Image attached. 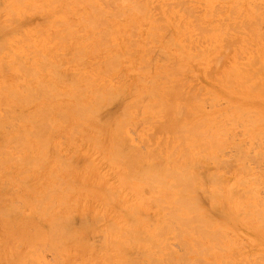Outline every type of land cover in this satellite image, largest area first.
Here are the masks:
<instances>
[{
	"label": "rangeland",
	"instance_id": "1",
	"mask_svg": "<svg viewBox=\"0 0 264 264\" xmlns=\"http://www.w3.org/2000/svg\"><path fill=\"white\" fill-rule=\"evenodd\" d=\"M75 1L0 0V50H2L0 51V211L6 210V213L0 212V264H155L153 262L161 264L166 258L168 262H163L164 264H204V261L207 264L214 262V264H223L222 261H225L224 264L229 262L254 264L257 260L255 264H259L260 260L263 262L260 264H264V0L263 2L260 0H129L130 4L128 0ZM133 2L139 11H136ZM118 12L123 13L122 18L119 17L121 14L119 15ZM115 14L119 15V19L117 15L112 16ZM162 19L163 21L160 22ZM170 34L172 39L169 37ZM94 46L96 49L93 50ZM44 56L46 64L45 61L42 63ZM115 61H118V64ZM108 70L113 71L108 72ZM52 72L57 76L60 75L61 78L54 76ZM218 73L220 74L217 75ZM37 81L41 82L40 85ZM22 85L30 91L25 92L26 88ZM72 86L76 89L72 90ZM41 87L47 90L46 93ZM49 88L61 92L58 95ZM37 92H43V95ZM63 94L65 97H62ZM29 95L31 97L33 95L34 99L37 95L38 97L41 95L42 98L37 97L38 100L35 101L31 98L33 102L27 99ZM80 95L84 96L80 98ZM99 95L101 97H98ZM164 102L165 104H162ZM170 105L174 107L173 110ZM82 106L84 108H81ZM39 110L42 112L39 113ZM161 110L163 114L160 113ZM92 112L96 113L92 114ZM32 113L38 115V118ZM121 121L124 123L122 124ZM114 124L115 126L119 124L118 128L122 124V129L114 128ZM183 127L189 132H185ZM223 131L226 133H222ZM214 135L215 140L212 142ZM21 143L25 146H21ZM96 143L99 146H96ZM115 143L118 148L120 147L119 149ZM212 147L215 149L213 150ZM219 147L222 149L220 150ZM130 154H134L136 160L132 157L134 155ZM216 156H220L219 159L216 160ZM121 158L123 160H120ZM131 164L135 167L130 166ZM159 164L164 167H159ZM187 167L189 169H186ZM151 168L154 171H151ZM142 170L144 173L141 172ZM155 170H159L161 174ZM173 173L186 179L185 182L187 181L188 184L185 183V186L182 182L185 187L179 186L184 180L176 174L172 175ZM144 174L147 177L143 178ZM156 174L158 179L166 178L165 182L168 186L164 185L161 179H156L157 182L153 179L152 182L150 178L152 179L154 177L152 175ZM175 176L178 177L177 182ZM257 176H260V179ZM210 177L213 181L216 178L215 181L212 182ZM176 183L179 189L176 188ZM170 186L175 189L169 188ZM186 194L189 196L185 197ZM180 195H185L181 196L184 204L180 200L176 201L181 199ZM40 199L43 200L40 202ZM156 199L163 201L159 203ZM49 207L50 209H47ZM254 213L257 215L260 213L259 217L262 215V219L259 220ZM195 215L199 216L198 221L201 219L200 223ZM53 219H56L55 223ZM159 221H162L163 225ZM175 221L178 223H176L177 227ZM186 221L191 225L188 226ZM201 221L207 222H203L200 226ZM51 223L55 226L53 227ZM160 227L164 230L162 228L160 230ZM203 227L205 230H202ZM64 229L71 230L66 233ZM170 229L173 231L171 232ZM159 230L160 234L168 230L166 233L168 235H160ZM212 231H215L217 236ZM64 233L70 234L67 237ZM72 233L77 237L72 236ZM180 233L182 236H179ZM221 233L223 237L220 236ZM157 234L163 238L160 239ZM62 236L69 241L62 239ZM201 236L206 238L202 239ZM214 236L217 238H213ZM57 241L60 245L56 244ZM62 242L64 244L61 246ZM129 242L133 244L132 247ZM210 242H213L212 246ZM53 243L55 244L52 245ZM214 244L222 250H218L216 246L213 248ZM184 246H187L185 249L187 251L184 250ZM178 255L183 257L180 258Z\"/></svg>",
	"mask_w": 264,
	"mask_h": 264
},
{
	"label": "bare ground",
	"instance_id": "2",
	"mask_svg": "<svg viewBox=\"0 0 264 264\" xmlns=\"http://www.w3.org/2000/svg\"><path fill=\"white\" fill-rule=\"evenodd\" d=\"M52 1H53V0H52ZM77 1H79V0H76L75 2H77ZM80 1H81V0H80ZM101 1H103V0H101ZM104 1H105V0H104ZM120 1H121V0H120ZM122 1H123V0H122ZM130 1H131V0H130ZM130 1L128 0L129 4H130ZM135 1H136V0H135ZM135 1H134V2H135ZM143 1H144V0H143ZM260 1H262V0H260ZM90 2H91V1H90ZM106 2H107V1H106ZM111 2H112V1H111ZM114 2H116V1H114ZM134 2H133V5H134ZM160 2H161V1H160ZM187 2H188V1H187ZM187 2H186V3H187ZM256 2H257V1H256ZM262 2H263V1H262ZM107 3H108V2H107ZM122 3H123V2H122ZM136 3H137V2H136ZM143 3H144V2H143ZM146 3H147V2H146ZM157 3H158V2H157ZM207 3H208V2H207ZM234 3H235V2H234ZM254 3H255V2H254ZM254 3H253V4H254ZM110 4H111V3H110ZM112 4H113V3H112ZM114 4H115V3H114ZM124 4H125V2H124ZM124 4H123V5H124ZM147 4H148V3H147ZM149 4H150V3H149ZM152 4H153V3H152ZM166 4H167V3H166ZM196 4H197V3H196ZM204 4H205V3H204ZM241 4H242V3H240V5H241ZM103 5H104V4H103ZM144 5H146V4L144 3ZM209 5H210V4H209ZM218 5H219V4H218ZM257 5H258V4H257ZM49 6H50V5H49ZM107 6H109V5H107ZM147 6H148V5H147ZM206 6H207V5H206ZM224 6H225V5H224ZM237 6H238V5H237ZM1 7H2V6H1ZM33 7H34V6H33ZM134 7H135L136 11H137V10L139 11V9H137L135 5H134ZM137 7H138V5H137ZM215 7H216V6H215ZM246 7H247V6H246ZM257 7H258V6H257ZM107 8H108V7H107ZM109 8H110V7H109ZM113 8H114V7H113ZM117 8H118V7H117ZM117 8H116V9H117ZM119 8H120V7H119ZM142 8H143V7H142ZM144 8H145V6H144ZM231 8H232V7H231ZM255 8H256V7H255ZM123 9H124V8H123ZM123 9H122V10H123ZM132 9H133V8H132ZM154 9H155V8H154ZM154 9H152V10H154ZM194 9H195V8H194ZM223 9H224V8H223ZM223 9H221V10H223ZM257 9H258V8H257ZM257 9H256V10H257ZM261 9H262V8H261ZM25 10H26V9H25ZM38 10H39V9H38ZM119 10H120V9H119ZM126 10H127V9H126ZM142 10H143V9H142ZM145 10H146V9H144L143 11H145ZM148 10H149V8H148ZM187 10H188V9H187ZM187 10H186V11H187ZM196 10H197V9H196ZM218 10H220V8H219ZM218 10H217V11H218ZM112 11H113V10H112ZM150 11H151V10H150ZM262 11H263V10H262ZM95 12H96V10H95ZM97 12H98V11H97ZM101 12H102V11H101ZM104 12H105V11L103 10V13H104ZM121 12H122V11H121ZM121 12H120V13L118 12V14L120 15ZM153 12H154V11H153ZM193 12H194V11H193ZM193 12H192V13H193ZM201 12H202V11H201ZM201 12H200V13H201ZM229 12H230V10H229ZM241 12H242V11H241ZM106 13H107V12H106ZM106 13H105V14H106ZM111 13H112V12H111ZM113 13H114V12H113ZM113 13H112V14H113ZM143 13H144V12H143ZM147 13H148V12H147ZM158 13H159V12H158ZM174 13H175V12H174ZM190 13H191V12H190ZM190 13H189V14H190ZM243 13H244V12H243ZM243 13H242V14H243ZM256 13H257V12H256ZM11 14H12V12H11ZM96 14H97V13H96ZM98 14H99V12H98ZM108 14H109V13H108ZM122 14H123V13H122ZM122 14H121V16H119V15H117V14L112 15V16L116 17V15H117V18H118V16H119L120 18H122ZM139 14H141V13H139ZM150 14H151V13H150ZM152 14H153V13H152ZM222 14H223V13H222ZM13 15H14V14H13ZM103 15H104V14H103ZM187 15H188V14H187ZM235 15H236V14H235ZM108 16H109V15H108ZM150 16H153V15H150ZM159 16H161V15H159ZM261 16H262V15H261ZM101 17H102V16H101ZM153 17H154V16H153ZM161 17H162V16H161ZM238 17H239V16H238ZM241 17H242V16H241ZM108 18H109V17H108ZM150 18H152V17H150ZM191 18H192V17H191ZM197 18H198V17H197ZM199 18H200V17H199ZM227 18H228V17H227ZM243 18H244V17H243ZM258 18H259V16H258ZM100 19H101V18H100ZM118 19H119V18H118ZM194 19H195V17H194ZM210 19H211V18H210ZM232 19H234V18H232ZM93 20H94V19H93ZM157 20H158V19H157ZM175 20H176V18H175ZM224 20H225V19H224ZM224 20H223V21H224ZM257 20H258V19H257ZM68 21H69V20H68ZM83 21H86V20H83ZM87 21L90 22V20H87ZM119 21H120V20H119ZM158 21H159V20H158ZM162 21H163V19H162L160 22H162ZM99 22H100V20H99ZM99 22H97V23H99ZM154 22H155V21H154ZM154 22H153V23H154ZM181 22H182V21H181ZM203 22H204V21H203ZM259 22H260V21H259ZM57 23L59 24V22H57ZM57 23H56V24H57ZM61 23H63V22H61ZM61 23H60V24H61ZM132 23H134V22L132 21ZM224 23H225V21H224ZM238 23H239V22H238ZM88 24H89V23H88ZM95 24H96V23H95ZM172 24H173V23H172ZM210 24H211V23H210ZM219 24H220V23H219ZM222 24H223V23H222ZM98 25H99V24H98ZM101 25H102V24H101ZM106 25H107V24H106ZM158 25H159V24H158ZM228 25H229V24H228ZM235 25H236V24H235ZM243 25H244V24H243ZM9 26H10V25H9ZM9 26H8V27H9ZM76 26H77V25H76ZM241 26H242V25H241ZM131 27H133V26H131ZM165 27H166V26H165ZM182 27H183V26H182ZM200 27H201V26H200ZM224 27H225V26H224ZM6 28H7V27H6ZM83 28H84V27H83ZM158 28H159V27H158ZM205 28H206V27H205ZM245 28H246V27H245ZM1 29H2V28H1ZM31 29H32V28H31ZM97 29H98V28H97ZM101 29H102V28H101ZM253 29H254V27H253ZM108 30H109V28H108ZM131 30H132V29H131ZM136 30H137V29H136ZM217 30H218V29H217ZM242 30H243V29H242ZM246 30H247V29H246ZM105 31H106V30H105ZM105 31H104V32H105ZM154 31H155V29H154ZM162 31H163V29H162ZM166 31H167V30H166ZM197 31H198V30H197ZM228 31H229V30H228ZM80 32H81V31H80ZM91 32H92V31H91ZM106 32H107V31H106ZM155 32H156V31H155ZM175 33H176V32H175ZM202 33H203V32H202ZM209 33H210V31H209ZM153 34H155V33H153ZM236 34H237V33H236ZM245 34H246V33H245ZM176 35H177V33H176ZM185 35H186V34H185ZM187 35H188V34H187ZM196 35H197V34H196ZM241 35H242V34H241ZM241 35H240V36H241ZM253 35H254V34H253ZM253 35H252V36H253ZM76 36H77V35H76ZM162 36H164V35H162ZM242 36H243V35H242ZM250 36H251V35H250ZM11 37H12V36H11ZM58 37H59V34H58ZM136 37H137V36H136ZM154 37H155V36H154ZM165 37H166V36H165ZM169 37H171V34H170ZM199 37H200V36H199ZM260 37H261V36H260ZM9 38H10V37H9ZM14 38H15V37H14ZM52 38H53V37H52ZM132 38H133V37H132ZM227 38H229V37H227ZM133 39H134V38H133ZM153 39H154V38H153ZM171 39H172V37H171ZM29 40H30V39H29ZM200 40H201V39H200ZM206 40H207V39H206ZM1 41H2V40H1ZM6 41H8V40H6ZM62 41H63V40H62ZM170 41H171V40H170ZM195 41H196V40H195ZM243 41H244V40H243ZM249 41H250V40H249ZM108 42H109V41H108ZM172 42H173V41H172ZM185 42H186V41H185ZM192 42H193V41H192ZM233 42H234V41H233ZM236 42H237V41H236ZM245 42H246V41H245ZM17 43H18V42H17ZM31 43H32V42H31ZM65 43H66V42H65ZM67 43H68V41H67ZM94 43H95V42H94ZM136 43H137V42H136ZM225 43H226V42H225ZM231 43H232V42H231ZM80 44H81V43H80ZM165 44H168V43H165ZM165 44H164V45H165ZM233 44H234V43H233ZM246 44H247V43H246ZM256 44H257V43H256ZM6 45H7V44H6ZM94 45H95V44H94ZM228 45H229V44H228ZM247 45H248V44H247ZM54 46H55V45H54ZM112 46H113V45H112ZM252 46H253V45H252ZM1 47H4V46L1 45ZM101 47H102V46H101ZM108 47H109V46H108ZM176 47H177V46H176ZM188 47H189V46H188ZM192 47H193V46H192ZM205 47H206V46H205ZM223 47H224V46H223ZM248 47H249V46H248ZM29 48H30V47H29ZM31 48H32V47H31ZM34 48H35V47H34ZM56 48H57V47H56ZM63 48H64V47H63ZM63 48H61V49H63ZM87 48H88V47H87ZM185 48H186V47H185ZM207 48H208V47H207ZM207 48H206V49H207ZM225 48L227 49V47H225ZM231 48H232V47H231ZM20 49H21V48H20ZM26 49H27V48H26ZM48 49H49V47H48ZM48 49H47V50H48ZM59 49H60V48H59ZM59 49H58V50H59ZM94 49H96L95 46L93 47V50H94ZM187 49H188V48H187ZM196 49H197V48H196ZM196 49H195V50H196ZM223 49H224V48H223ZM229 49H230V48H229ZM50 50H51V48H50ZM80 50H81V49H80ZM190 50H192V49H190ZM198 50H199V49H198ZM237 50H238V49H237ZM0 51L2 52V50H0ZM38 51H39V50H38ZM38 51H37V52H38ZM81 51H82V50H81ZM161 51H164V50H161ZM203 51H204V50H203ZM238 51H239V50H238ZM33 52H35V51H33ZM75 52H76V51H75ZM127 52H128V51H127ZM226 52H227V51H226ZM35 53H36V52H35ZM40 53H41V52H40ZM76 53H82V52H76ZM87 53H88V52H87ZM93 53H94V52H93ZM95 53H96V52H95ZM109 53H111V52H109ZM112 53H114V52H112ZM227 53H228V52H227ZM261 53H262V52H261ZM0 54H1V53H0ZM26 54H27V53H26ZM32 54H33V53H32ZM65 54H66V53H65ZM47 55H48V54H47ZM63 55H64V54H63ZM75 55H76V54H75ZM81 55H82V54H81ZM145 55H146V54H145ZM145 55H144V56H145ZM227 55H228V54H227ZM7 56H8V55H7ZM15 56H16V54H15ZM15 56H14V57H15ZM26 56L28 57V56H30V55H26ZM67 56H69V55H67ZM73 56H74V55H73ZM165 56H166V54H165ZM193 56H194V55H193ZM257 56H258V55H257ZM16 57H17V56H16ZM41 57H42V54H41ZM199 57H200V56H199ZM250 57H251V56H250ZM20 58H21V57H20ZM80 58H81V57H80ZM80 58H79V59H80ZM99 58H100V57H99ZM144 58H145V57H144ZM167 58H168V57H167ZM188 58H189V57H188ZM223 58H224V57H223ZM223 58H222V60H224ZM255 58H256V57H254V59H255ZM26 59H27V58H26ZM44 59H45V56L43 57V61H42V63L45 61L44 63L46 64V60H44ZM113 59L115 60V58H113ZM199 59H200V58H199ZM218 59H219V58H218ZM225 59H226V58H225ZM13 60H14V59H13ZM142 60H143V59H142ZM238 60H239V59H238ZM248 60H249V59H248ZM50 61H51V60H50ZM50 61H48V62L50 63ZM143 61H144V60H143ZM154 61H155V60H154ZM166 61H167V59L165 60V62H166ZM174 61H175V60H174ZM220 61H221V59H220ZM241 61H242V60H241ZM255 61H256V60H255ZM16 62H17V61H16ZM48 62H47V63H48ZM71 62H72V61H71ZM78 62H79V61H78ZM106 62H107V61H106ZM115 62H116V61H115ZM161 62H163V61H161ZM211 62H212V61H211ZM246 62H247V61H246ZM246 62H245V64H247ZM250 62H251V61H250ZM32 63H33V62H32ZM49 63H48V64H49ZM99 63H100V62H98V64H99ZM109 63H110V62H109ZM116 63L118 64V61H117ZM201 63H202V62H201ZM224 63H226V62H224ZM224 63H223V64H224ZM7 64H9V63H7ZM14 64H15V62H14ZM40 64H41V63H40ZM52 64H53V63H52ZM147 64H148V63H147ZM149 64H150V63H149ZM226 64H227V63H226ZM233 64H234V63H233ZM248 64H249V63H248ZM251 64H252V63H251ZM5 65H6V64H5ZM36 65H37V64H36ZM42 65H43V64H42ZM53 65H54V64H53ZM105 65H106V64H105ZM114 65H115V63H114ZM243 65H244V64H243ZM19 66L21 67L22 64H20ZM34 66H35V65H34ZM43 66H44V65H43ZM47 66L49 67V65H47ZM106 66H107V65H106ZM115 66H116V65H115ZM166 66H167V65H166ZM184 66H185V65H184ZM223 66H224V65H223ZM223 66H222V67H223ZM256 66H257V65H256ZM39 67L41 68L42 66H39ZM39 67H38V68H39ZM51 67L54 68V66H51ZM91 67H92V66H91ZM95 67H96V66H95ZM104 67H105V66H104ZM110 67H111V66H110ZM117 67H118V66H117ZM117 67H116V68H117ZM251 67H252V66H251ZM259 67H260V66H259ZM40 68H39V69H40ZM45 68H47V67L45 66ZM96 68H97V67H96ZM111 68H112V67H111ZM229 68H230V67H229ZM240 68H241V67H240ZM19 69H20V68H19ZM23 69H25V67H24ZM30 69H31V68H30ZM57 69H59V68H57ZM84 69H85V68H84ZM114 69H115V68H114ZM242 69H243V68H242ZM77 70H78V69H77ZM91 70H92V69H91ZM115 70H116V69H115ZM141 70H142V69H141ZM145 70H146V68H145ZM157 70H158V69H157ZM219 70H220V69H219ZM26 71H27V70H26ZM28 71H29V70H28ZM41 71H42V69H41ZM53 71H54V70H53ZM101 71H102V70H101ZM112 71H113V70H112ZM112 71H109V70H108V72H112ZM142 71H143V70H142ZM176 71H177V69H176ZM176 71H174V72H176ZM190 71H191V70H190ZM7 72H8V71H7ZM7 72H6V73H7ZM23 72H24V71H23ZM29 72H30V71H29ZM57 72H58V71H57ZM104 72H106V71L104 70ZM145 72H146V71H145ZM166 72H167V71H166ZM240 72H241V71H240ZM242 72H243V71H242ZM247 72H248V71H247ZM251 72H252V71H251ZM262 72H263V71H262ZM24 73H25V72H24ZM26 73H27V72H26ZM30 73H31V72H30ZM52 73L54 74V72H52ZM99 73H100V72H99ZM102 73H103V72H102ZM106 73H107V72H106ZM106 73H104V74L106 75ZM142 73H143V72H142ZM182 73H183V72H182ZM212 73H213V72H212ZM245 73H246V72H245ZM34 74H35V72H34ZM36 74H37V73H36ZM59 74H60V73H59ZM100 74H101V73H100ZM104 74H102V75H104ZM167 74H168V72H167ZM206 74H207V73H206ZM208 74H209V73H208ZM219 74H220V73H218L217 75H219ZM243 74H244V73H243ZM248 74H249V73H248ZM253 74H254V73H253ZM30 75H31V74H30ZM30 75H29V76H30ZM32 75H33V74H32ZM55 75H56V74H54V76H55ZM72 75H73V74H72ZM107 75H108V74H107ZM110 75H111V74H110ZM164 75H165V73H164ZM27 76H28V74H27ZM54 76H53V78H54ZM56 76H57V75H56ZM59 76H60V75H59ZM59 76H57V77H59ZM74 76H75V73H74ZM77 76H78V75H77ZM119 76H121V75H119ZM156 76H157V75H156ZM221 76H222V75H221ZM243 76H244V75H243ZM246 76H247V75H246ZM250 76H251V75H250ZM256 76H257V75H256ZM262 76H263V75H262ZM31 77H33V76H31ZM36 77H38V75H36ZM45 77H46V76H45ZM89 77H90V76H89ZM237 77H239V76H237ZM237 77H236V78H237ZM34 78H35V76H34ZM60 78H61V76H60ZM87 78H88V77H87ZM121 78H122V77H121ZM154 78H155V77H154ZM159 78H160V77H159ZM161 78H162V77H161ZM210 78H211V77H210ZM228 78H229V77H228ZM43 79H44V77H43ZM58 79H59V78H58ZM62 79H64V78H62ZM76 79H77V78H76ZM80 79H81V78H80ZM89 79H90V78H89ZM89 79H88V80H89ZM119 79H120V78H119ZM122 79H123V78H122ZM139 79H142V78H139ZM163 79H164V78H163ZM166 79H167V78H166ZM251 79H252V78H251ZM33 80H34V79H31V81H33ZM98 80H100V79H98ZM142 80H143V79H142ZM142 80H141V81H142ZM151 80H152V79H151ZM179 80H180V79H179ZM223 80H224V79H223ZM226 80H227V79H226ZM31 81H30L29 83H31ZM35 81H36V80H35ZM56 81H57V80H56ZM58 81H59V80H58ZM74 81H75V80H74ZM81 81H82V80H81ZM95 81H96V80H95ZM123 81H124V80H123ZM123 81H122V82H123ZM125 81H126V80H125ZM216 81H217V83H218V80H216ZM245 81H246V80H245ZM245 81H244V82H245ZM259 81H260V80H259ZM37 82H38V81H37ZM44 82H45V81H44ZM86 82H87V81H86ZM138 82H139V81H138ZM142 82H143V81H142ZM151 82H152V81H151ZM168 82H169V81H168ZM223 82H224V81H223ZM231 82H232V81H231ZM249 82H250V81H249ZM249 82H247V83H249ZM40 83H41V82L39 81L38 84L40 85ZM46 83H48V82H46ZM58 83H59V82H58ZM81 83H82V82H81ZM84 83H85V82H84ZM145 83H146V82H145ZM176 83H177V82H176ZM227 83H228V82H227ZM51 84H52V83H51ZM70 84H71V82H70ZM73 84H74V83H73ZM75 84H76V83H75ZM125 84H126V83H125ZM151 84H152V83H151ZM166 84H167V83H166ZM171 84H172V83H171ZM180 84H181V83H180ZM228 84H230V83H228ZM243 84H244V83H243ZM256 84H257V83H256ZM48 85H49V84H48ZM48 85H47L46 89L48 88ZM71 85H72V84H71ZM76 85H78V84H76ZM76 85H75V86H76ZM85 85H86V84H85ZM94 85H95V84H94ZM94 85H92V86H94ZM172 85H173V84H172ZM182 85H183V83H182ZM182 85H181V86H182ZM237 85H238V84H237ZM244 85H245V84H244ZM10 86H11V85H10ZM10 86H9V87H10ZM19 86H21V85H19ZM22 86H23V85H22ZM29 86H30V85H29ZM36 86H37V85H36ZM41 86H44V85H41ZM78 86L80 87V85H78ZM262 86H263V85H262ZM5 87H6V86H5ZM7 87H8V86H7ZM23 87L26 88V89L24 90L25 92H27V91L29 92V91H30L29 88H27V87H25V86H23ZM50 87H51V86H50ZM85 87H86V86H85ZM227 87H229V86H227ZM231 87H233V86H231ZM2 88H4V87H2ZM81 88H82V87H81ZM109 88H111V87H109ZM156 88H157V87H156ZM165 88H166V87H165ZM180 88H181V87H180ZM203 88H204V87H203ZM229 88H230V87H229ZM22 89H23V88H22ZM39 89H40V88H38V90H39ZM41 89H43L44 92L46 93V91H47L46 89H44L43 87H41ZM75 89H76V88H75ZM75 89H73V86H72V90H75ZM78 89H79V88H77V90H78ZM101 89H102V88H101ZM101 89H100V90H101ZM113 89H114V88H113ZM186 89H187V88H186ZM255 89H256V88H255ZM255 89H253V90H255ZM20 90H21V89H20ZM26 90H27V91H26ZM49 90H51V88H49ZM49 90H48V91H49ZM52 90H53V89H52ZM52 90H51V91H52ZM77 90H76V91H77ZM97 90H98V89H97ZM156 90H157V89H156ZM167 90H168V89H167ZM169 90H170V89H169ZM182 90H183V89H182ZM256 90H257V89H256ZM34 91H35V89H34ZM40 91H42V90H40ZM53 91H54V90H53ZM55 91L57 92V89H56ZM55 91H54V92H55ZM83 91H84V90H83ZM86 91H87V90H86ZM98 91H99V90H98ZM125 91H126V89H125ZM175 91H177V90H175ZM199 91H200V90H199ZM234 91H235V90H234ZM17 92H18V91H17ZM22 92H23V91H22ZM22 92H21V94H22ZM31 92H33V91H31ZM56 92H55V94H56ZM60 92H61V91H60ZM60 92H59V93H60ZM78 92H81V91H78ZM89 92H90V91H89ZM89 92H88V93H89ZM99 92H100V91H99ZM105 92H106V91H105ZM177 92H178V91H177ZM252 92H254V91H252ZM263 92H264V91H263ZM263 92H262V93H263ZM10 93H11V92H10ZM12 93H13V92H12ZM15 93H16V91H15ZM23 93H24V92H23ZM35 93H36V92H35ZM37 93H39V92H37ZM49 93H52V92H49ZM59 93L57 92L58 95H59ZM65 93H66V92H65ZM123 93H124V92H123ZM152 93H153V91H152ZM164 93H165V92H164ZM180 93H181V92H180ZM254 93H255V92H254ZM8 94H9V93H8ZM18 94H19V93H18ZM18 94H17V95H18ZM26 94H27V93H26ZM39 94H42V95H43V92H41V93H39ZM61 94H62V93H61ZM61 94H60V96H61ZM95 94H96V93H95ZM100 94H101V92H100ZM106 94H107V93H106ZM120 94H121V93H120ZM165 94H166V93H165ZM165 94H164V95H165ZM174 94H175V93H174ZM182 94H183V93H182ZM193 94H194V93H193ZM250 94H251V93H250ZM260 94H261V93H260ZM9 95H10V94H9ZM12 95H14V94H12ZM35 95H36V94H35ZM45 95H46V94H45ZM47 95L49 96V94H47ZM47 95H46V96H47ZM58 95H57V96H58ZM86 95H87V94H86ZM118 95H119V94H118ZM121 95H122V94H121ZM150 95H151V94H150ZM152 95H153V94H152ZM162 95H163V94H162ZM10 96H11V95H10ZM23 96H25V95L23 94ZM46 96H45V99H46ZM57 96H56V97H57ZM72 96H73V95H72ZM81 96H84V95H80V98H81ZM96 96H97V95H96ZM102 96H104V95H102ZM143 96H144V95H143ZM143 96H142V97H143ZM183 96H184V95H183ZM185 96H186V95H185ZM8 97H9V96H8ZM15 97H16V96H15ZM28 97H29V98H28ZM28 97H27V99H31V98L33 97V95H32V97H31V95H29ZM34 97H35V96H34ZM37 97H38V95H37ZM37 97H36V98H37ZM43 97H44V96H43ZM54 97H55V96H54ZM54 97H53V98H54ZM58 97H59V96H58ZM62 97H65L64 94L62 95ZM70 97H71V96H70ZM73 97H74V96H73ZM73 97H71V98H73ZM75 97H76V96H75ZM75 97H74V98H75ZM78 97H79V95H78ZM78 97H77V98H78ZM98 97H101V96L99 95ZM107 97H108V96H107ZM117 97H119V96H117ZM144 97H146V96H144ZM36 98H35V99L32 98V99H33L34 101H35V100H38V99H36ZM38 98H39V99L42 98L41 95H39ZM50 98H51V97H50ZM80 98H79V99H80ZM110 98H111V97H110ZM174 98H175V97H174ZM181 98H182V96H181ZM193 98L195 99V96H194ZM249 98H250V97H249ZM16 99H18V97H16ZM24 99H25V97H24ZM27 99H26V100H27ZM32 99H31V101H33ZM114 99H115V98H114ZM177 99H178V98H177ZM26 100H25V101H26ZM96 100H97V99H96ZM146 100H147V99H146ZM174 100H175V99H174ZM174 100H173V101H174ZM180 100H181V99H180ZM195 100H196V99H195ZM19 101H20V100H19ZM34 101H33V102H34ZM80 101H81V100H80ZM106 101H107V100H106ZM111 101H112V100H110V102H111ZM132 101H133V100H132ZM141 101H143V100H141ZM178 101H179V100H178ZM183 101H184V100H183ZM27 102H28V101H27ZM76 102H77V101H76ZM76 102H75V103H76ZM102 102H103V101H102ZM108 102H109V101H108ZM157 102H158V101H157ZM185 102H186V101H185ZM80 103H81V102H80ZM111 103H112V102H111ZM171 103H172V102H171ZM175 103H176V102H175ZM181 103H182V102H181ZM20 104H21V103H20ZM22 104H23V103H22ZM25 104H27V103H25ZM30 104H31V103H30ZM92 104H95V103H92ZM108 104H110V103H108ZM108 104H107V105H108ZM162 104H165V102L162 103ZM179 104H180V103H179ZM191 104H192V103H191ZM78 105H79V104H78ZM80 105H82V104H80ZM90 105H91V104H90ZM100 105L102 106V104H100ZM100 105H99V106H100ZM107 105H106V106H107ZM157 105H158V104H157ZM167 105L169 106V104H167ZM177 105H178V103H177ZM180 105H182V104H180ZM183 105H184V103H183ZM186 105H187V104H186ZM25 106H26V105H25ZM49 106H50V105H49ZM72 106H73V105H72ZM103 106H104V105H103ZM160 106H162V105H160ZM170 106H171V105H170ZM173 106H174V104H173ZM178 106H179V105H178ZM28 107H29V106H28ZM171 107H172V106H171ZM176 107H177V106H176ZM212 107H213V105H212ZM18 108H19V107H18ZM47 108H48V107H47ZM81 108H84V107L82 106ZM101 108L103 109V107H101ZM101 108H97V107H96V109H100V110H101ZM162 108H163V106H162ZM164 108H165V107H164ZM177 108H178V107H177ZM40 109H41V108H40ZM42 109H43V107H42ZM90 109H91V108H90ZM104 109H105V108H104ZM166 109H167V108H166ZM173 109H174V107H172V110H173ZM175 109H176V108H175ZM210 109H211V108H210ZM3 110H4V109H3ZM3 110H2V111H3ZM77 110H78V109H77ZM81 110H82V109H81ZM81 110H79V111H81ZM87 110H88V109H87ZM94 110H95V109H94ZM94 110H93V111H94ZM100 110H98V111L96 110V111H97V112H100ZM125 110H126V109H125ZM162 110H163V109H162ZM162 110H161V112H160L161 114H163V113H162ZM35 111H37V110L35 109ZM39 111H40L39 113L42 112L41 110H39ZM48 111H49V110H48ZM79 111H78V112H79ZM82 111H83V110H82ZM88 111H89V110H88ZM91 111H92V110H91ZM127 111H128V110H127ZM159 111H160V110H159ZM51 112H52V111H51ZM78 112H77V113H78ZM86 112H87V111H86ZM163 112H165V110H163ZM177 112H178V111H177ZM8 113H9V112H8ZM25 113H26V112H25ZM30 113H31V112H30ZM36 113H37V112H36ZM79 113H80V112H79ZM84 113H85V112H84ZM95 113H96V112H95ZM95 113L92 112V114H95ZM125 113H126V111H125ZM125 113H124V114H125ZM128 113H130V112H128ZM128 113H127V114H128ZM254 113H255V112H254ZM5 114H6V113H5ZM5 114H4V115H5ZM32 114L34 115V113H32ZM37 114H38V113H37ZM46 114H47V113H46ZM80 114L83 115V113H80ZM97 114H98V113H97ZM174 114H175V113H174ZM245 114H246V113H245ZM20 115H21V114H20ZM22 115H23V114H22ZM33 115H32V116H33ZM122 115H123V114H122ZM165 115H166V114H165ZM176 115L178 116V114H176ZM250 115H251V114H250ZM258 115H261V114H258ZM5 116H6V115H5ZM34 116H35V115H34ZM39 116L41 117V115H39ZM57 116H58V115H57ZM60 116H61V115H60ZM75 116H76V115H75ZM79 116H80V115H79ZM174 116H175V115H174ZM244 116H245V115H244ZM19 117H22V116H19ZM28 117H29V116H28ZM35 117L38 118V115H36ZM35 117H34L33 119H35ZM81 117H82V116H81ZM215 117H216V116H215ZM239 117H240V116H239ZM250 117H251V116H250ZM253 117H254V115H253ZM15 118H16V117H15ZM23 118H24V115H23ZM25 118H27V117H25ZM56 118H57V117H56ZM62 118H64V117H62ZM82 118H84V117H82ZM163 118H164V117H163ZM173 118H174V117H173ZM175 118H177V117H175ZM175 118H174V119H175ZM245 118H246V117H245ZM11 119H12V118H11ZM30 119H31V118H30ZM43 119H44V118H43ZM45 119L47 120V118H45ZM66 119H67V118H66ZM168 119H169V118H168ZM240 119H241V118H240ZM13 120H14V119H13ZM23 120H24V119H23ZM23 120H22V121H23ZM52 120H54V119H52ZM64 120H65V119H64ZM64 120H62V121H64ZM67 120H68V119H67ZM108 120H109V119H108ZM165 120H167V119H165ZM25 121H26V120H25ZM31 121H32V120H31ZM44 121H45V120H44ZM47 121H49V120H47ZM105 121H106V120H105ZM163 121H164V120H163ZM32 122H34V121H32ZM49 122H50V121H49ZM65 122H66V121H65ZM65 122H64V123H65ZM121 122H122V121H121ZM170 122H171V121H170ZM231 122H232V121H231ZM240 122H241V121H240ZM46 123H48V122H46ZM60 123H61V122H60ZM123 123H124V121L122 122V124H123ZM260 123H261V122H260ZM28 124H29V123H28ZM31 124H32V123H31ZM50 124H51V123H50ZM122 124L120 125V128H121V126H123ZM128 124H129V123H128ZM162 124H163V123H162ZM165 124H166V123H165ZM180 124H181V123H180ZM214 124H215V123H214ZM17 125H18V124H17ZM17 125H16V126L14 125V126L17 127ZM34 125H35V124H34ZM47 125H48V124H47ZM116 125L118 126L119 124H116ZM124 125H125V124H124ZM134 125L136 126V124H134ZM168 125H169V124H168ZM177 125H178V124H177ZM253 125H254V124H253ZM253 125H252V126H253ZM257 125H258V124H257ZM18 126H19V125H18ZM51 126H52V125H51ZM113 126H114V128L120 129V128H118L117 126H115V124H114ZM126 126H130V125H126ZM135 126H134V127H135ZM172 126H173V125H172ZM187 126H188V125H187ZM193 126H194V125H193ZM233 126H234V125H233ZM3 127H4V126H3ZM8 127H9V126H8ZM39 127H40V126H39ZM111 127H112V126H111ZM170 127H171V126H170ZM173 127H175V126H173ZM202 127H203V125H202ZM202 127H201V128H202ZM253 127H254V126H253ZM4 128H5V127H4ZM19 128H20V127H19ZM125 128H126V127H125ZM167 128H169V127H167ZM178 128H179V127L177 126V129H178ZM185 128H186V127H183V130H184ZM196 128H197V127H196ZM7 129H8V128H7ZM17 129H18V128H17ZM37 129H38V128H37ZM39 129H40V128H39ZM42 129H43V128H42ZM117 129H115V130L117 131ZM121 129H122V128H121ZM173 129H174V128H173ZM181 129H182V126H181ZM189 129L191 130V128H189ZM192 129H193V127H192ZM209 129H210V127H209ZM209 129H208V130H209ZM219 129H220V128H219ZM0 130H1V128H0ZM35 130H36V129H35ZM115 130H114V133H115ZM124 130H125V129H124ZM124 130H122V131H124ZM178 130H179V129H178ZM194 130H196V129H194ZM76 131H77V130H76ZM119 131H120V130H119ZM119 131H118V132H119ZM167 131H168V130H167ZM170 131H171V130H170ZM184 131H185V130H184ZM206 131H207V130H206ZM210 131H212V130H210ZM38 132H40V131H38ZM133 132H134V131H133ZM172 132H173V131H172ZM180 132H181V131H180ZM185 132H189V131H185ZM191 132H192V131H191ZM207 132H208V131H207ZM216 132H217V130H216ZM33 133H34V132H32V134H33ZM116 133H117V132H116ZM119 133H121V132H119ZM173 133H174V132H173ZM177 133H178V132H177ZM193 133H194V132H193ZM193 133H192V135H193ZM195 133H196V132H195ZM212 133H214V132H212ZM222 133L225 134L226 132L223 131ZM27 134H28V133H27ZM32 134L30 133V135H32ZM124 134H125V132H124ZM180 134H182V133H180ZM180 134H179V135H180ZM183 134H184V133H183ZM199 134H200V133H199ZM247 134H248V133H247ZM258 134H259V133H258ZM260 134H261V133H260ZM260 134H259V135H260ZM47 135H49V134H47ZM70 135H71V134H70ZM156 135H157V134H156ZM160 135H161V134H160ZM204 135H206V133H204ZM215 135H216V134H215ZM215 135H214V139L212 140V142L215 140ZM226 135H227V134H226ZM116 136H117V134H115V137H116ZM158 136H159V135H158ZM182 136H183V135H182ZM196 136H197V134H196ZM217 136H218V135H217ZM224 136H225V135H224ZM256 136H257V135H256ZM172 137H173V136H172ZM178 137H179V136H178ZM205 137H207V136H205ZM212 137H213V136H212ZM261 137H262V135H261ZM263 137H264V136H263ZM263 137H262V138H263ZM46 138H47V137H46ZM117 138H118V137H117ZM119 138L122 139L121 137H119ZM148 138H149V137H148ZM156 138H157V137H156ZM189 138H190V137H189ZM195 138H196V137H195ZM217 138H218V137H217ZM217 138H216V139H217ZM62 139H63V138H62ZM70 139H72V138H70ZM96 139H97V137H96ZM100 139H101V138H100ZM113 139H114V136H113ZM126 139H127V138H126ZM173 139H175V138H173ZM223 139L225 140V138H223ZM22 140H23V139H21V141H22ZM34 140H35V139H34ZM114 140H115V139H114ZM161 140H162V139H161ZM199 140H200V139H199ZM230 140H231V139H230ZM121 141H122V140H121ZM123 141H124V140H123ZM127 141H129V140H127ZM130 141H131V140H130ZM162 141L164 142V140H162ZM197 141H198V139H197ZM204 141H205V140H204ZM217 141H218V140H217ZM4 142H6V141H4ZM25 142H26V141H23V143H25ZM96 142L98 143V141H96ZM11 143H12V142H11ZM63 143H64V142H63ZM97 143H96V144H97ZM142 143H143V142H142ZM160 143H162V142L160 141ZM195 143H197V142H195ZM202 143H203V142H202ZM205 143H206V142H205ZM210 143H211V140H210ZM214 143H215V142H214ZM217 143H218V142H217ZM220 143H221V142H219V144H220ZM4 144H5V143H4ZM7 144H9V143H7ZM12 144H13V143H12ZM12 144H11V145H12ZM26 144H27V142H26ZM98 144H99V143H98ZM98 144H97L96 146H99ZM122 144H124V143H122ZM122 144H121V146H122ZM182 144H183V142H182ZM215 144H216V143H215ZM219 144H217V145L219 146ZM222 144H223V143H222ZM5 145H6V144H5ZM115 145H116V143H115ZM158 145H159V144H158ZM168 145H169V144H168ZM168 145H167V146H168ZM170 145H171V144H170ZM202 145H204V144H202ZM208 145H209V144H208ZM3 146H4V145H3ZM21 146H25V144L22 145V143H21ZM21 146H20V147H21ZM116 146H117V145H116ZM126 146H127V145H126ZM200 146H201V144H200ZM209 146H210V145H209ZM212 146H213V145H212ZM215 146H216V145H215ZM215 146H214V147H215ZM220 146H221V145H220ZM14 147H15V146H14ZM20 147H19V148H20ZM29 147H30V146H29ZM109 147H110V146H109ZM122 147H123V146H122ZM122 147H121V148H122ZM131 147H132V146H131ZM131 147H130V148H131ZM159 147H160V145H159ZM179 147H180V146H179ZM204 147H205V145H204ZM207 147H208V146H207ZM214 147H212V149H213ZM11 148H12V146H11ZM16 148H17V147H16ZM21 148H22V147H21ZM21 148H20V149H21ZM27 148H28V147H27ZM119 148H120V147H119ZM119 148H118V146H117V149H119ZM123 148H124V147H123ZM135 148H136V147H135ZM161 148H162V146H161ZM201 148H202V147H201ZM216 148H218V147H216ZM236 148L239 149L238 147H236ZM9 149H10V147H9ZM23 149H24V148H23ZM109 149H110V148H109ZM117 149H115V150H117ZM131 149L133 150V148H131ZM214 149H215V148H214ZM214 149H213V150H214ZM219 149H220V147H219ZM219 149H217V150L219 151ZM221 149H222V148H221ZM221 149H220V150H221ZM224 149H225V148H224ZM241 149H242V147H241ZM29 150H31V149L29 148ZM29 150H28V151H29ZM132 150H131V151H132ZM134 150H136V149H134ZM168 150H169V149H168ZM175 150H176V149H175ZM207 150H208V149H207ZM235 150H236V149H235ZM76 151H77V150H75V153H76ZM120 151H122V150H120ZM139 151H140V150H139ZM177 151H178V150H177ZM183 151H184V150H183ZM201 151H203V149H202ZM205 151H206V150H205ZM218 151H216V152H218ZM66 152H67V151H66ZM114 152H115V151H114ZM117 152H118V151H117ZM117 152H116V153H117ZM122 152H123V151H122ZM185 152H187V151H185ZM219 152H220V151H219ZM242 152H243V151H242ZM1 153H2V152H1ZM128 153H129V152H128ZM131 153H132V152H131ZM133 153H134V151H133ZM140 153H141V152H140ZM140 153H139V154H140ZM144 153H145V152H144ZM162 153H163V151H162ZM220 153H221V152H220ZM238 153H239V152H238ZM5 154H6V153H5ZM110 154H111V153H110ZM139 154H138V155H139ZM141 154H142V153H141ZM145 154H146V153H145ZM149 154H150V153H149ZM172 154H173V153H172ZM184 154H186V153H184ZM187 154H188V153H187ZM198 154H201V153H198ZM240 154H241V151H240ZM240 154H239V156H240ZM71 155H72V154H71ZM113 155H114V154H113ZM117 155L119 156L118 153H117ZM117 155H116V157H117ZM130 155H134V154H130ZM205 155H206V154H205ZM216 155H217V154H216ZM244 155H245V153H244ZM244 155H243V156H244ZM121 156H122V155H121ZM128 156H129V155H128ZM140 156H142V155H140ZM150 156H151V154H150ZM153 156H154V155H153ZM153 156H152V159H154ZM201 156H202V155H201ZM206 156H207V155H206ZM241 156H242V155H241ZM248 156H249V155H248ZM71 157H72V156H71ZM112 157H114V156H112ZM122 157H124V156H122ZM132 157L134 158L135 155L132 156ZM137 157H138V156H137ZM202 157H203V156H202ZM207 157H208V156H207ZM216 157H217V156H216ZM216 157H215V158H216ZM219 157H220V156H219ZM219 157H217L216 160L219 159ZM72 158H73V157H72ZM124 158H125V157H124ZM138 158H139V157H138ZM148 158H149V157H148ZM169 158H170V157H169ZM181 158H182V157H181ZM183 158H184V157H183ZM187 158H188V157H187ZM213 158H214V157H213ZM213 158H212V159H213ZM112 159H113V158H112ZM114 159H115V158H114ZM114 159H113V160H114ZM134 159H135V158H134ZM141 159H142V157H141ZM143 159H145V158H143ZM150 159H151V158H150ZM156 159H157V158H156ZM206 159H207V158H206ZM225 159H226V158H225ZM120 160H123V159L121 158ZM120 160H119V161H120ZM135 160H136V159H135ZM138 160H139V159H138ZM170 160H171V159H170ZM170 160H169V161H170ZM179 160H180V159H179ZM223 160H224V159H223ZM68 161H69V160H68ZM129 161H131V160H128V162H129ZM148 161H149V160H148ZM151 161H152V160H151ZM120 162H121V161H120ZM124 162H125V161H124ZM124 162H123V163H124ZM133 162H134V161H132V163H133ZM140 162H142V161H140ZM152 162H153V161H152ZM221 162H222V161H221ZM215 163H216V162H215ZM227 163H228V162H227ZM125 164H126V163H125ZM129 164H130V163H129ZM129 164H128V165H129ZM133 164H134V163H133ZM133 164H131L130 166L135 167ZM136 164H138V163L136 162ZM162 164H163V163H162ZM181 164H182V163H181ZM189 164H190V163H189ZM231 164H233V163H231ZM143 165H144V164H143ZM149 165H150V163H149ZM159 165H160V164H159ZM177 165H178V164H177ZM185 165H186V164H185ZM196 165H197V164H196ZM214 165H215V164H214ZM60 166H61V165H60ZM62 166H65V165H62ZM126 166H127V164H126ZM130 166H129V167H130ZM147 166H148V165H147ZM173 166H175V165H173ZM186 166H188V165H186ZM191 166H192V165H191ZM223 166H224V165H223ZM229 166H230V165H229ZM243 166H245V165H243ZM65 167H66V166H65ZM137 167H138V166H137ZM137 167H136V168H137ZM141 167H142V166H141ZM151 167H153V166H151ZM156 167L158 168V166H156ZM156 167H155V168H156ZM159 167H161V165H160ZM162 167H164V166H162ZM162 167H161V168H162ZM168 167H169V166H168ZM180 167H181V166H180ZM184 167H185V166H184ZM188 167H190V166H188ZM188 167H187L186 169H189ZM174 168H175V167H174ZM174 168H173V169H174ZM182 168H183V167H182ZM232 168H233V167H232ZM242 168H243V167H242ZM63 169H64V168H63ZM128 169H129V168H128ZM148 169H149V168H148ZM197 169H198V168H197ZM197 169H196V170H197ZM223 169H224V168H223ZM57 170H58V169H57ZM129 170H130V169H129ZM132 170H133V169H132ZM140 170H141V169H140ZM182 170H184V168H183ZM198 170H199V169H198ZM127 171H128V170H127ZM151 171H154V170H152V168H151ZM155 171H159V170H155ZM166 171H167V169H166ZM250 171H251V170H250ZM261 171H263V170H261ZM135 172H136V171H135ZM135 172H132V173L135 174ZM141 172H143V170H142ZM141 172H140V173H141ZM146 172H148V171H146ZM149 172H150V169H149ZM169 172H176V170H175V171H171V170H169ZM169 172H168V173H169ZM182 172H183V173H184V172L186 173V171H182ZM229 172H230V171H229ZM244 172H245V171H244ZM252 172H253V171H252ZM2 173H3V172H2ZM127 173H130V172H127ZM143 173H144V172H143ZM156 173H157V172H156ZM159 173H160V171H159ZM178 173H180V172H178ZM187 173H189V172H187ZM263 173H264V172H263ZM123 174H124V173H123ZM130 174H131V173H130ZM138 174H139V171H138ZM141 174H142V173H141ZM149 174H151V173H149ZM152 174H153V172H152ZM160 174H161V173H160ZM160 174H159V175H160ZM165 174H167V173L165 172ZM174 174H176V173H173L172 175H174ZM226 174H227V173H226ZM239 174H240V173H239ZM251 174H252V173H251ZM139 175H140V174H139ZM146 175H148V174L146 173ZM146 175H145V174L142 175L143 178H144V177H147ZM156 175H157V174H156ZM156 175H152V176L155 177ZM176 175H177V174H176ZM181 175H183V174H181ZM186 175H187V174H186ZM211 175H212V174H211ZM127 176H129V175H127ZM130 176H131V175H130ZM162 176H163V174H162ZM167 176H168V175H167ZM170 176H171V175H170ZM170 176H169V178H170V180H171L172 176H171V177H170ZM177 176L180 177V175H177ZM177 176H175V177H176L175 181L178 179ZM212 176H213V175H212ZM246 176L249 177L248 175H246ZM263 176H264V175H263ZM125 177H126V176H125ZM134 177H135V176H134ZM140 177H141V176H140ZM154 177H152V179L150 178V180L152 181V180L154 179L153 181H154V182H157L156 179H158V175H157V178H156V177L154 178ZM165 177H166V176H165ZM186 177H187V176H186ZM186 177H184V178H186ZM188 177H189V179H190V176H189V175H188ZM188 177H187V178H188ZM213 177H214V176H213ZM218 177H219V176H218ZM218 177H217V178H218ZM243 177H245V176H243ZM257 177L259 178L260 176H257ZM126 178H127V177H126ZM132 178H133V177H132ZM162 178H163V177H162ZM180 178H181V177H180ZM180 178H179V179H180ZM196 178H197V177H196ZM207 178H208V177H207ZM262 178H263V177H262ZM159 179H161V178L159 177ZM159 179H158V180H159ZM191 179H192V178H191ZM191 179H190V180H191ZM193 179H194V178H193ZM210 179H211V177H210ZM215 179H216V178H215ZM215 179H214V181H215ZM222 179H223V178H222ZM222 179H221V180H222ZM249 179H250V178H249ZM251 179H252V177H251ZM251 179H250V180H251ZM259 179H260V178H259ZM14 180H15V179H14ZM59 180H60V179H59ZM134 180H135V178H134ZM146 180H148V179L146 178ZM146 180H145V181H146ZM150 180H148V181H150ZM161 180H162V183L164 182V185H165V184H166V182H165L166 178H165V179L163 178V179H161ZM161 180H160V181H161ZM181 180H184V181H181V182L179 183V184H180L179 186H181L183 183H184V185H185V183L187 182V181L185 182L186 179H182V178H181ZM190 180H189V181H190ZM221 180H219V181H221ZM225 180H226V179H225ZM253 180H255V178H254ZM153 181H152V182H153ZM189 181H188V182H189ZM191 181H193V180H191ZM211 181L214 182L212 179H211ZM216 181H218V180H216ZM251 181H252V180H251ZM256 181H257V178H256ZM158 182H159V181H158ZM176 182H177V181H176ZM182 182H183V183H182ZM195 182H196V181H195ZM221 182H222V181H221ZM241 182H242V181H241ZM62 183H64V181H63ZM159 183H161V182H159ZM174 183H175V182H174ZM174 183H173V184H174ZM189 183H191V182H189ZM192 183H194V182H192ZM237 183H238V182H237ZM244 183H245V182H244ZM244 183H243V184H244ZM254 183H256V182H254ZM259 183H260V182H259ZM173 184H172L171 186H173ZM186 184H188V183H186ZM207 184H208V183H207ZM213 184H215V183H213ZM213 184H211V185H213ZM219 184H220V183H219ZM262 184H263V183H262ZM59 185L61 186V184H59ZM65 185H66V184H65ZM166 185L168 186V184H166ZM177 185H178V184L176 183V188L178 187L177 189H179V186H177ZM184 185H182V187H185V186H186V185H185V186H184ZM192 185H193V184H192ZM192 185H191V186H192ZM196 185H197V184H196ZM245 185H246V183H245ZM256 185H257V183H256ZM256 185H255V186H256ZM51 186H52V185H51ZM60 186H59V187H60ZM62 186H63V185H62ZM67 186H68V185H67ZM171 186H170L169 188H172ZM189 186H190V184H189ZM189 186H188V187H189ZM213 186H214V185H213ZM217 186H219L218 183H217ZM255 186H252V187H255ZM95 187H96V186H95ZM174 187H175V186H174ZM258 187H259V185H258ZM260 187H262V185H261ZM55 188H56V187H55ZM62 188H63V187H62ZM163 188H165V187H163ZM166 188H167V187H166ZM189 188H190V187H189ZM234 188H235V187H234ZM238 188H239V187H238ZM57 189H58V188H57ZM66 189H67V187H66ZM66 189H65V190H66ZM167 189H168V188H167ZM172 189H173V188H172ZM174 189H175V188H174ZM174 189H173V190H174ZM215 189H216V188H215ZM217 189H219V188L217 187ZM220 189H222V188L220 187ZM236 189H237V187H236ZM49 190H50V189H49ZM49 190H48V191H49ZM180 190H181V189H180ZM182 190H185V188H184V189L182 188ZM192 190H193V189H192ZM194 190H195V188H194ZM231 190H232V189H231ZM251 190H252V189H251ZM251 190H250V191H251ZM262 190H263V189H262ZM55 191H56V190H55ZM57 191H58V190H57ZM63 191H64V190H63ZM70 191H71V190H70ZM187 191H188V192H187ZM187 191H185V192L182 191V192H184V193H186V192L189 193V190H188V189H187ZM256 191H257V190H256ZM49 192H50V191H49ZM49 192H48V193H49ZM99 192H100V191H99ZM106 192H107V191H106ZM219 192H220V191H219ZM73 193H74V192H73ZM108 193H109V192H108ZM179 193H180V192H179ZM213 193H214V192H213ZM216 193H217V192H216ZM216 193H215V194H216ZM221 193H222V192H221ZM236 193H237V192H236ZM251 193H252V191H251ZM253 193H254V188H253ZM257 193H258V192H257ZM51 194H52V192L50 193V195H51ZM65 194H66V193H65ZM89 194H90V193H89ZM243 194H244V193H243ZM48 195H49V194H48ZM48 195H46V196H48ZM62 195H64V192H62ZM167 195H168V194H167ZM186 195H187V194H186ZM191 195H192V192H191ZM237 195H238V194H237ZM250 195H251V194H250ZM254 195H255V193H254ZM260 195H261V194H260ZM36 196H37V195H36ZM112 196H113V195H112ZM181 196H182V195H180L179 197H181ZM184 196H185V195H184ZM184 196H182V197H184ZM188 196H189V194H188L187 196H185V197H188ZM197 196H198V195H197ZM208 196H209V195H208ZM218 196H219V193H218ZM255 196H256V195H255ZM62 197H63V196H62ZM64 197H65V196H64ZM67 197H68V196H67ZM107 197H108V196H107ZM107 197H106V198H107ZM155 197H156V196H155ZM182 197H181V199H178V198H177L178 200H176V201L179 202V200H180L181 203H182V202L184 201V200L182 199ZM190 197H191V196H190ZM216 197H217V196H216ZM241 197H242V196H241ZM243 197H244V195H243ZM258 197H259V196H258ZM34 198H35V197H34ZM59 198H61V197H59ZM101 198H102V197H101ZM108 198H110V197H108ZM113 198H114V197H113ZM194 198H195V197H194ZM212 198H213V197H212ZM220 198H221V197H220ZM222 198H223V197H222ZM256 198H257V196H256ZM259 198H260V197H259ZM259 198H258V199H259ZM261 198H262V197H261ZM53 199H55V198H53ZM61 199H62V198H61ZM64 199H66V198H64ZM114 199H115V198H114ZM185 199H187V198H185ZM192 199H193V198H192ZM250 199L252 200V197H250ZM41 200H43V199H40V202H41ZM46 200H47V199H46ZM48 200H49V199H48ZM156 200H157L158 202H159V201H163L162 199H161V200H160V199H156ZM213 200H214V199H213ZM215 200H216V199H215ZM261 200H262V199H261ZM34 201H35V199H34ZM44 201H45V200H44ZM49 201H50V200H49ZM53 201H55V200H53ZM111 201H112V200H111ZM111 201H110V202H111ZM185 201H187V200H185ZM38 202H39V201H38ZM42 202H43V201H42ZM51 202H52V201H51ZM113 202H114V201H113ZM178 202H177V204H178ZM211 202H212V200H211ZM32 203H34V202H32ZM43 203H44V202H43ZM55 203H56V202H55ZM60 203H61V202H60ZM159 203H161V202H159ZM175 203H176V202H175ZM181 203L179 204V206L181 205ZM10 204H11V203H10ZM12 204H13V203H12ZM53 204H54V202H53ZM62 204H63V202H62ZM77 204H78V203H77ZM108 204H109V203H108ZM182 204H184V203H182ZM187 204H188V203H187ZM212 204H213V203H212ZM216 204H218V203H216ZM248 204H249V203H248ZM261 204H262V203H261ZM261 204H260V205H261ZM37 205H38V204H37ZM51 205H52V204H51ZM51 205H50V206H51ZM54 205H55V204H54ZM54 205H53V207H54ZM14 206H15V205H14ZM14 206H12V207H14ZM38 206H39V205H38ZM172 206H173V205H172ZM179 206H178V207H179ZM182 206H184V205H182ZM189 206H191V205H189ZM189 206H188V208H191V207H189ZM250 206H252V205H250ZM253 206H254V205H253ZM10 207H11V206H10ZM35 207H37V206H35ZM39 207H40V206H39ZM196 207H197V206H196ZM244 207H245V206H244ZM40 208H41V207H40ZM40 208H39V210H40ZM162 208H165V207H162ZM171 208H172V207H171ZM193 208H194V206H193ZM202 208H203V207H202ZM221 208H222V207H221ZM239 208H240V207H239ZM5 209H6V208H5ZM47 209H50V207L47 208ZM135 209H136V208H135ZM167 209H168V208H167ZM240 209H241V208H240ZM176 210H177V208H176ZM192 210H194V209H192ZM199 210H200V209L198 208L197 211H199ZM241 210H242V209H241ZM243 210H244V209H243ZM1 211H4V210H1ZM1 211H0V212H1ZM5 211H6V210H5ZM5 211H4V213H6ZM18 211H19V209H18ZM48 211H50V210H48ZM48 211H46V212H48ZM172 211H173V210H172ZM190 211H191V210H190ZM197 211H196V212H197ZM261 211H263V210H261ZM261 211H260V213H261ZM16 212H17V211H16ZM41 212H42V211H41ZM41 212H39V214H40ZM170 212H171V211H170ZM173 212H174V211H173ZM173 212H171V213H173ZM191 212H192V211H191ZM57 213H58V212H57ZM171 213H170V216H172ZM175 213H176V212H175ZM256 213H257V212H256ZM256 213H254V214H256ZM260 213H259V214H260ZM263 213H264V211H263ZM2 214H3V213H2ZM37 214H38V213H37ZM71 214H72V213H71ZM132 214H134V213H132ZM132 214H131V215H132ZM135 214H137V213H135ZM135 214H134V215H135ZM247 214H248V213H247ZM259 214H258V215L256 214V215L259 217V216H260ZM7 215H8V214H7ZM44 215H45V214H44ZM174 215H175V214H174ZM244 215H246V214H244ZM183 216H186V215H183ZM195 216H196L197 221H198V217H199V216H198V217H197V215H195ZM58 217H59V216H58ZM58 217H57V218H58ZM134 217H135V216H134ZM166 217H167V216H166ZM177 217H179V216H177ZM177 217H176V218H177ZM186 217H187V216H186ZM207 217H208V216H207ZM258 217H257V218H258ZM55 218H56V217H55ZM59 218H60V217H59ZM102 218H103V217H102ZM132 218H133V217H132ZM170 218H171V217H170ZM179 218H180V217H179ZM192 218H193V216H192ZM257 218H256V219H257ZM164 219H165V218H164ZM166 219H167V218H166ZM172 219H175V218H172ZM172 219H170V220H172ZM189 219H190V218H189ZM209 219H210V218H209ZM214 219H215V218H213V220H214ZM248 219H249V218H248ZM250 219H251V218H250ZM258 219H259V220L262 219V215H261V217H259ZM55 220H56V219H55ZM55 220L53 219L52 221L54 222ZM159 220H160V219H159ZM170 220H169V221H170ZM183 220H184V219H183ZM183 220H182V221H183ZM200 220H201V219H199L198 223H200ZM204 220H205V219H204ZM213 220H212V221H213ZM252 220H253V218H252ZM65 221H66V219H65ZM68 221H69V220H68ZM85 221H86V220H85ZM99 221H101V220H99ZM165 221H166V220H165ZM169 221H168V222H169ZM180 221H181V220H180ZM184 221H185V220H184ZM188 221H189V220H188ZM193 221H194V220H193ZM197 221H196V222H197ZM263 221H264V220H263ZM53 222H52V223H53ZM59 222H60V221H59ZM159 222L161 223L162 221H159ZM171 222H172V221H170V223H171ZM178 222H179V221H178ZM186 222H187V221H186ZM191 222H192V221H191V219H190V223H191ZM203 222H205V221H203ZM203 222L201 221V225H200V226H202V223H203ZM206 222H207V221H206ZM206 222H205V223H206ZM215 222H217V221H215ZM220 222H221V221H220ZM52 223H51V224H52ZM54 223H55V222H54ZM88 223H89V222H88ZM164 223H165V222H164ZM174 223L176 224L177 222L175 221ZM211 223H212V222H211ZM213 223H214V222H213ZM138 224H139V223H138ZM165 224H166V223H165ZM168 224H169V223H168ZM171 224H172V223H171ZM177 224H178V223H177ZM177 224H176V226H175V225H174V226L177 227V226H178ZM183 224H184V223H182L181 225L183 226ZM187 224H188V222H187ZM193 224H194V223H193ZM219 224H220V223H219ZM49 225H50V224H49ZM52 225H53V227L55 226L54 224H52ZM109 225H110V224H109ZM161 225H163V224L161 223ZM172 225H173V224H172ZM172 225L169 224V226L173 227ZM189 225H191V224H188V226H189ZM203 225H206V224H203ZM211 225H212V224H211ZM211 225H210V226H211ZM221 225H222V224H221ZM260 225H261V223H260ZM56 226H57V223H56ZM60 226H61V224H60ZM60 226H59V227H60ZM166 226H167V225H166ZM219 226H220V225H219ZM225 226H226V225H225ZM261 226H263V225H261ZM61 227H64V226H61ZM158 227H159V226H158ZM158 227H157V230L159 229ZM162 227H163V226H162ZM162 227H160V230H161ZM171 227H170V228H171ZM175 227H174V229H175ZM184 227H185V226H184ZM222 227H223V226H222ZM48 228H49V227H48ZM57 228H58V227H57ZM167 228H168V227H167ZM185 228H186V227H185ZM198 228H200V227H198ZM198 228H197V229H198ZM52 229H54V228H52ZM59 229H60V228H59ZM62 229H63V228H62ZM162 229L164 230V228H162ZM172 229H173V228H172ZM174 229H173V230H174ZM178 229H179V227H178ZM188 229H189V228H188ZM191 229L193 230L194 228L191 227ZM207 229H208V228H206V230H207ZM56 230H57V229H56ZM56 230H55V231H56ZM66 230H67V229H66ZM70 230H71V229H70ZM70 230L65 231V229H64L63 231H65V232L67 233L68 231L70 232ZM131 230H132V229H131ZM160 230H159V234H160ZM173 230L170 229L171 232H172ZM176 230H177V229H176ZM184 230L186 231V229H184ZM192 230H191V231H192ZM194 230H195V229H194ZM202 230H205L204 227H203ZM220 230H221V229H220ZM50 231H51V230H50ZM50 231H49V232H50ZM104 231H105V230H104ZM170 231H169V234L171 233ZM174 231H175V230H174ZM178 231H179V230H178ZM197 231H199V229H198ZM197 231H196V232H197ZM215 231H217V230H215ZM215 231H214V232H215ZM222 231H223V230H222ZM57 232H58V231H57ZM109 232H110V231H109ZM143 232H145V231H143ZM161 232H162V231H161ZM167 232H168V230H166V232H165L164 234H166ZM175 232H176V231H175ZM181 232H182V230H181ZM214 232L212 231V233H214ZM66 233H64V234H65V236L68 237V234H70V233H68L67 235H66ZM157 233H158V232H157ZM182 233H183V232H182ZM185 233H186V232H185ZM194 233H195V232H194ZM198 233H199V232H198ZM212 233H211V234H212ZM215 233H216V232H215ZM215 233H214V234H215ZM218 233H219V231H218ZM218 233H217V234H218ZM49 234H50V233H49ZM64 234H63V236H64ZM164 234L161 233L160 235H164ZM177 234H178V232H177ZM186 234H187V233H186ZM195 234H197V233H195ZM199 234H200V235L202 234L201 231H200ZM203 234H204V232H203ZM47 235H48V234H47ZM59 235H60V234H59ZM103 235L105 236V233H103ZM128 235H129V234H128ZM157 235H158V234H157ZM166 235H168V234H166ZM208 235H209V233L207 234V236H208ZM215 235H216V234H215ZM222 235H223V233H221L220 236H222ZM51 236H52V235H51ZM63 236H62V239H65V237L63 238ZM69 236H70V235H69ZM72 236H75V235L72 233ZM72 236H71V237H72ZM104 236H103V238H104ZM145 236H146V235H145ZM158 236H159V235H158ZM174 236H175V235H174ZM179 236H182L181 233H180ZM216 236H217V235H216ZM225 236H226V235H225ZM53 237H54V236H53ZM55 237H56V236H55ZM67 237H66V238H67ZM75 237H77V236H75ZM164 237H166V236H164ZM201 237H202V239H203V237L206 238L205 236H201ZM211 237H212V235H211ZM222 237H223V236H222ZM222 237H219V238L222 239ZM235 237H237V236H235ZM47 238L49 239V237H47ZM51 238H52V237H51ZM57 238L60 240L59 237H57ZM159 238L162 239L163 236H162V238L159 236ZM176 238H177V236H176ZM179 238H181V237H179ZM213 238H217V237L214 236ZM67 239H68V238H67ZM71 239H73V237H72ZM74 239H76V238H74ZM105 239H106V238H105ZM105 239H104V240H105ZM149 239H150V238H149ZM225 239H226V237H225ZM225 239H224V240H225ZM65 240H66V239H65ZM131 240H132V239H131ZM211 240H213V239H211ZM224 240H223V241H224ZM229 240H230V239H229ZM55 241H56V239H55ZM66 241L68 242L69 240H66ZM73 241H74V240H73ZM123 241H125V240H123ZM132 241L134 242V240H132ZM132 241H131V243H132ZM136 241H138V240H136ZM219 241L221 242V240H219ZM105 242H106V240H105ZM213 242H215V240H214ZM213 242H210V243H211V244H210L211 246H212V243H213ZM124 243H125V242H124ZM131 243L129 242V244H131ZM134 243H135V242H134ZM148 243H149V242H148ZM167 243H168V240H167V242H166L165 244L167 245ZM169 243H170V242H169ZM217 243H218V242H217ZM230 243H231V241H230ZM54 244H55V243H53L52 245H54ZM56 244H58V241L56 242ZM62 244H64V243L62 242V243H61V246H62ZM126 244H127V242H126ZM198 244H200V243H198ZM215 244H216V243H215ZM215 244L213 245V248H215V247H214V246H216ZM254 244H255V243H254ZM38 245H40V244H38ZM58 245H60V244H58ZM68 245H69V244H68ZM107 245H108V244H107ZM132 245H133V244H131V247H132ZM166 245H165V246H166ZM168 245H169V244H168ZM217 245H218V244H217ZM63 246H64V245H63ZM196 246H197V245H196ZM199 246H200V245H199ZM211 246H210V248H211ZM218 246H219V245H218ZM221 246H223V245H221ZM57 247H58V246H57ZM66 247H67V246H66ZM186 247H187V246H186ZM186 247L184 246V250L187 249ZM216 247H217V246H216ZM225 247H226V246H225ZM39 248H40V246H39ZM127 248H128V247H127ZM150 248H151V247H150ZM152 248H153V247H152ZM189 248H190V247H189ZM197 248H198V247H197ZM201 248H203V247H201ZM217 248H219L218 250H222V249H220L221 247H217ZM131 249H132V248H131ZM153 249H154V248H153ZM198 249H199V248H198ZM204 249L206 250V248H204ZM155 250H156V249H155ZM158 250H159V248H158ZM158 250H157V251H158ZM189 250H190V249H189ZM191 250H192V249H191ZM157 251H156V252H157ZM174 251H175V250H174ZM174 251H173V252H174ZM185 251H187V250H185ZM185 251H184V252H185ZM202 251H203V250H202ZM202 251H201V252H202ZM225 251H227V250H225ZM100 252H101V251H100ZM159 252H161V251L159 250ZM207 252H208V250H207ZM33 253H34V252H33ZM56 253H57V252H56ZM139 253H140V252H139ZM144 253H146V252L144 251ZM149 253H150V252H149ZM170 253H171V252H170ZM175 253H176V252H175ZM180 253H181V252H180ZM191 253H193V252L191 251ZM191 253H189V254H191ZM141 254H142V253H141ZM156 254H157V253H156ZM184 254H185V253H184ZM199 254L202 255L200 252H199ZM227 254H228V253H227ZM143 255H144V254H143ZM154 255H155V254H154ZM187 255H188V254H187ZM187 255H186V256H187ZM263 255H264V254H263ZM33 256H34V255H33ZM68 256H69V255H68ZM131 256H132V255H131ZM149 256H151V254H150ZM161 256H162V255H161ZM178 256H179V255H178ZM260 256H262V255H260ZM179 257L182 258L183 256L181 257V255H180ZM184 257H185V256H184ZM255 257H256V256H255ZM152 258H153V257H152ZM185 258H186V257H185ZM128 259H129V258H128ZM166 259H168V258H166ZM166 259H165V262L167 261ZM222 259H223V258H222ZM253 259H254V258H253ZM262 259H263V257H262ZM62 260H63V259H62ZM129 260H130V259H129ZM129 260H128V261H129ZM181 260H183V259H181ZM194 260H196V259H194ZM259 260H260V259H259ZM158 261H160V260L158 259ZM158 261H157V263H159ZM161 261H162V260H161ZM170 261H171V260H170ZM175 261H176V260H175ZM178 261H180V260H178ZM184 261H185V259H184ZM188 261H189V259H188ZM220 261H221V260H220ZM228 261H229V260H228ZM257 261H258V260H257ZM257 261H256L255 263H257ZM260 261H261V262H259V264H260V263H263L262 260H260ZM263 261H264V260H263ZM61 262H62V261H61ZM130 262H131V261H130ZM150 262H151V261H150ZM163 262H164V261H163ZM163 262H162L161 264H164V263H165V262H164V263H163ZM167 262H168V261H167ZM171 262H172V261H171ZM186 262H187V261H186ZM224 262H225V261H222L221 263L224 264ZM241 262H242V261H241ZM249 262H251V261H249ZM63 263H64V262H63ZM124 263H125V262H124ZM153 263L156 264V262H153ZM178 263H179V262H178ZM181 263H182V262H181ZM214 263H215V262H214ZM214 263H212V264H214ZM226 263H228V262H226ZM231 263H233V262H229V264H231ZM235 263H236V262H235ZM255 263H254V264H255ZM127 264H128V263H127ZM135 264H136V263H135ZM167 264H169V263H167ZM170 264H171V263H170ZM182 264H183V263H182ZM189 264H190V263H189ZM204 264H207V263L204 261Z\"/></svg>",
	"mask_w": 264,
	"mask_h": 264
}]
</instances>
